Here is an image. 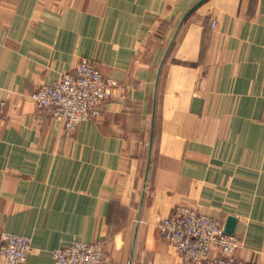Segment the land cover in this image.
<instances>
[{"label":"crops","instance_id":"crops-1","mask_svg":"<svg viewBox=\"0 0 264 264\" xmlns=\"http://www.w3.org/2000/svg\"><path fill=\"white\" fill-rule=\"evenodd\" d=\"M198 1L0 0V239L31 238L19 264L75 240L102 241V264H182L159 229L177 205L236 217L237 255L264 264V0L183 19ZM83 57L115 85L70 137L30 94Z\"/></svg>","mask_w":264,"mask_h":264},{"label":"built area","instance_id":"built-area-1","mask_svg":"<svg viewBox=\"0 0 264 264\" xmlns=\"http://www.w3.org/2000/svg\"><path fill=\"white\" fill-rule=\"evenodd\" d=\"M115 83L98 66L83 57L72 71L63 72L53 83L39 85L30 97L39 108H50L52 117L62 122L66 136H73L84 120L101 114ZM6 101L0 96V118ZM159 229L174 246L182 264H257L237 255L240 238L228 234L218 216L201 213L197 208L177 205L162 220ZM3 264H19L32 250L28 236L4 232L0 239ZM54 264H102L105 246L102 241H72L52 251Z\"/></svg>","mask_w":264,"mask_h":264},{"label":"water","instance_id":"water-1","mask_svg":"<svg viewBox=\"0 0 264 264\" xmlns=\"http://www.w3.org/2000/svg\"><path fill=\"white\" fill-rule=\"evenodd\" d=\"M206 0H199L196 4H194L184 15L183 19H185L197 6L203 3ZM237 222V218L234 216H228L224 223V230L228 234H233L235 231V225Z\"/></svg>","mask_w":264,"mask_h":264},{"label":"rangeland","instance_id":"rangeland-1","mask_svg":"<svg viewBox=\"0 0 264 264\" xmlns=\"http://www.w3.org/2000/svg\"><path fill=\"white\" fill-rule=\"evenodd\" d=\"M240 242H241V244H240V247L237 249V254L240 252V250L243 248V242H242V240L240 239ZM252 261H254V262H256L257 264H259L256 260H254V259H251Z\"/></svg>","mask_w":264,"mask_h":264}]
</instances>
